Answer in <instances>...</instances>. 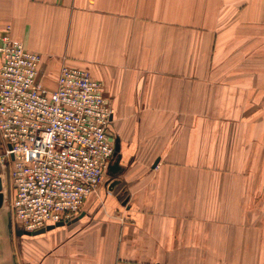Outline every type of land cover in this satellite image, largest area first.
I'll return each mask as SVG.
<instances>
[{
	"label": "crops",
	"instance_id": "0c3cea01",
	"mask_svg": "<svg viewBox=\"0 0 264 264\" xmlns=\"http://www.w3.org/2000/svg\"><path fill=\"white\" fill-rule=\"evenodd\" d=\"M7 26L44 86L103 83L120 169L37 235L1 180L0 264H264V0H0Z\"/></svg>",
	"mask_w": 264,
	"mask_h": 264
},
{
	"label": "built area",
	"instance_id": "2783aa9c",
	"mask_svg": "<svg viewBox=\"0 0 264 264\" xmlns=\"http://www.w3.org/2000/svg\"><path fill=\"white\" fill-rule=\"evenodd\" d=\"M0 33V140L10 217L32 232L70 223L114 160L113 108L103 83L62 64L54 88L38 79L40 56ZM107 191H111L110 182Z\"/></svg>",
	"mask_w": 264,
	"mask_h": 264
},
{
	"label": "water",
	"instance_id": "95a60500",
	"mask_svg": "<svg viewBox=\"0 0 264 264\" xmlns=\"http://www.w3.org/2000/svg\"><path fill=\"white\" fill-rule=\"evenodd\" d=\"M119 151H120V143H119L118 137H116L114 140V160L109 164L108 169H107V172L109 174H114L120 169V165H119L120 152ZM155 164H156V162L154 163V165ZM0 190H1V179H0ZM1 196L2 195L0 193V200H1ZM62 225H64L63 222H57L54 224H49L44 228H40V229L32 231V232H28V231L22 230L21 228H17L16 233L19 235H21V234L37 235V234L44 233L45 231H48L50 229H53L55 227L62 226Z\"/></svg>",
	"mask_w": 264,
	"mask_h": 264
},
{
	"label": "rangeland",
	"instance_id": "374dc122",
	"mask_svg": "<svg viewBox=\"0 0 264 264\" xmlns=\"http://www.w3.org/2000/svg\"><path fill=\"white\" fill-rule=\"evenodd\" d=\"M1 148H2V145H1V140H0V152H1ZM0 155H1V153H0ZM5 172L6 171H5L4 162L0 160V179L2 180V183H4L5 190H7L6 187H8V190H7V195H8L7 200L8 201H7V203H9V196H10L9 191L10 190H9V186H7L8 184H7ZM104 180H105L104 182H106V183L108 182V175L107 174L104 176ZM88 204H89V202H88ZM88 204L86 203V205L83 207V209H84L83 211H84L85 214H87L88 211H89V208L87 206ZM260 211H261V209H260ZM261 214H262V212H261Z\"/></svg>",
	"mask_w": 264,
	"mask_h": 264
}]
</instances>
